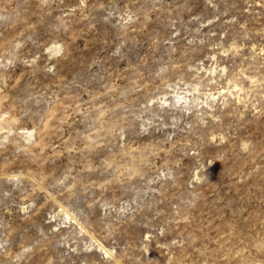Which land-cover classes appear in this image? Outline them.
I'll list each match as a JSON object with an SVG mask.
<instances>
[{"label": "rangeland", "instance_id": "rangeland-1", "mask_svg": "<svg viewBox=\"0 0 264 264\" xmlns=\"http://www.w3.org/2000/svg\"><path fill=\"white\" fill-rule=\"evenodd\" d=\"M0 264H264V0H0Z\"/></svg>", "mask_w": 264, "mask_h": 264}]
</instances>
